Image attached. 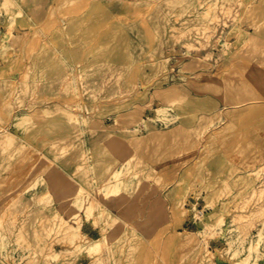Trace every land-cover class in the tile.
<instances>
[{"label": "rangeland", "instance_id": "obj_1", "mask_svg": "<svg viewBox=\"0 0 264 264\" xmlns=\"http://www.w3.org/2000/svg\"><path fill=\"white\" fill-rule=\"evenodd\" d=\"M86 250L264 264V0H0V264Z\"/></svg>", "mask_w": 264, "mask_h": 264}, {"label": "crops", "instance_id": "obj_2", "mask_svg": "<svg viewBox=\"0 0 264 264\" xmlns=\"http://www.w3.org/2000/svg\"><path fill=\"white\" fill-rule=\"evenodd\" d=\"M80 227L82 230V231L80 230L82 235L87 236L89 238H91L92 236L95 235L96 232H98L97 228L94 226L93 221L87 220L86 217L83 218L82 225ZM92 258L93 256H90L88 251L86 250L79 254L78 262L81 264H84L85 261L89 263L92 260Z\"/></svg>", "mask_w": 264, "mask_h": 264}, {"label": "bare ground", "instance_id": "obj_3", "mask_svg": "<svg viewBox=\"0 0 264 264\" xmlns=\"http://www.w3.org/2000/svg\"><path fill=\"white\" fill-rule=\"evenodd\" d=\"M82 231V230H81Z\"/></svg>", "mask_w": 264, "mask_h": 264}]
</instances>
